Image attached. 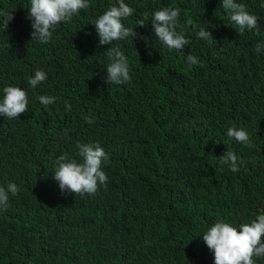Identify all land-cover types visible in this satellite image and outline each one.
<instances>
[{"label":"trees","instance_id":"obj_1","mask_svg":"<svg viewBox=\"0 0 264 264\" xmlns=\"http://www.w3.org/2000/svg\"><path fill=\"white\" fill-rule=\"evenodd\" d=\"M124 2L137 37L111 46L127 54L131 80L107 85L110 45H99L90 22L117 0H89L47 44L30 42V0H0L14 16L7 28L0 16V99L6 86L28 98L19 119L0 116V187L19 189L0 210V264H214L203 233L219 220L239 230L264 213V52L254 50L264 0H237L259 19L243 34L221 0ZM165 7L180 10L183 52L154 36L151 18ZM37 70L47 79L32 88ZM41 95L55 102L45 108ZM229 127L244 129L252 147L230 140ZM78 143L110 155L107 187L92 196L61 194L52 178L61 154L80 160ZM227 150L239 158L236 173L216 158Z\"/></svg>","mask_w":264,"mask_h":264},{"label":"clouds","instance_id":"obj_2","mask_svg":"<svg viewBox=\"0 0 264 264\" xmlns=\"http://www.w3.org/2000/svg\"><path fill=\"white\" fill-rule=\"evenodd\" d=\"M220 6L228 13L229 21L236 26V31L243 34L246 30H259L258 17L246 11L242 3L237 0H221ZM264 6V5H262ZM89 7V0H30L27 8L26 19L30 21V42L47 44L53 36L57 25L68 23L80 11ZM134 9L129 7L124 0H117L102 15L92 20L99 45H110L107 48V75L104 82L107 85H123L130 82L128 59L119 47H113L115 42L124 41L128 37L134 40L137 33L134 28H129L123 23L134 14ZM4 18L5 27L14 19L12 12L0 11ZM180 10L178 8L165 7L153 13L151 24L156 40L169 51L183 52L189 40L183 32H178ZM188 23H192L188 21ZM144 20H138L136 26L143 27ZM193 30L197 31L198 25L193 24ZM197 36L200 39H213L212 33L199 28ZM98 45V46H99ZM257 53L264 52V41L254 45ZM189 67L196 65L198 60L191 53L186 55ZM47 79V74L42 70L35 71L28 78V84L36 88ZM55 97L41 95L39 102L45 108L55 102ZM65 110L70 111L71 105L65 103ZM28 111V98L25 90L6 86L3 88V97L0 99V116L8 119H19L21 114ZM88 123H92L89 119ZM227 137L238 144L252 147L249 134L242 128L229 127ZM63 135L68 136L67 130ZM80 160L70 158L67 154H61L55 161V170L52 178L58 182L61 194L72 193L75 196L84 197L95 195L100 186L107 187L108 177L102 170L104 164L110 160V155L97 143H78L76 145ZM221 165H227L231 172L239 171L237 165L238 156L227 150L216 157ZM19 191L15 183H9L7 188L0 187V210H6L9 206V193L13 196ZM237 227L219 220L210 226L202 235L203 241L209 251L213 253L214 264H255L253 257L264 258V213L256 215L249 223H241ZM147 243V241H146Z\"/></svg>","mask_w":264,"mask_h":264}]
</instances>
